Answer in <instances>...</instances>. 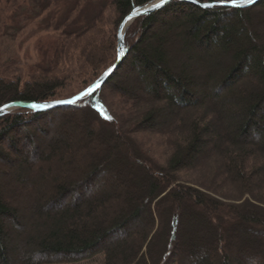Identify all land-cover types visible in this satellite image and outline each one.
I'll return each mask as SVG.
<instances>
[{
	"label": "trees",
	"instance_id": "trees-1",
	"mask_svg": "<svg viewBox=\"0 0 264 264\" xmlns=\"http://www.w3.org/2000/svg\"><path fill=\"white\" fill-rule=\"evenodd\" d=\"M153 1L14 0L19 16L52 9L44 22L55 33L52 57L25 79L1 66L0 107L67 99L88 88L116 61L121 21ZM262 24L264 0L210 9L172 2L126 30L128 54L104 85L121 93L113 113L102 87L71 107L2 116L0 161L13 166L19 159L27 169L8 199L0 186V264L78 263L98 254L102 264H264ZM171 33L181 46L175 52ZM185 54L202 75L179 65ZM128 62L135 96L114 84ZM58 123L66 131L51 138ZM20 206L32 230L21 223ZM9 222L25 248L14 263ZM38 253L46 258L34 260Z\"/></svg>",
	"mask_w": 264,
	"mask_h": 264
},
{
	"label": "rangeland",
	"instance_id": "rangeland-1",
	"mask_svg": "<svg viewBox=\"0 0 264 264\" xmlns=\"http://www.w3.org/2000/svg\"><path fill=\"white\" fill-rule=\"evenodd\" d=\"M19 5V2H18ZM18 6L14 4V0H0V67L6 66L9 68V76L10 77H20V78H28V76L31 74V71L36 70V67H44L46 63L51 59L52 57V51H49V48L52 43V39L54 37L53 32L49 31L52 30V27L49 29L47 28L46 18L48 17L51 12L53 13L52 9L46 10L45 12H41V10H31L26 13V15H20L22 13V10L17 9ZM113 20V16H112ZM264 24L260 26V30H263ZM48 30V31H47ZM177 32V31H176ZM175 32V33H176ZM174 34H170L168 36V40L171 41L169 48H172L174 52L180 48L181 46L178 44L177 41H174ZM153 46L157 44L156 40L152 43ZM102 46L100 44H95L93 48L95 50H100ZM171 52V51H170ZM100 54V53H99ZM171 54V53H170ZM177 53H172L170 56V61H174L173 57ZM189 55L185 54L183 57H180V64H186L188 63L192 69H195L196 75H202L200 72V65L198 63H195L196 61H190ZM188 60V61H187ZM72 64L74 65L73 68L78 69V66L76 65V60L74 59ZM129 62L127 65H124V68L119 72L118 76H116V80L114 84H119V86L122 88L126 86L129 96H135V83L133 82L136 71L135 68L129 67ZM101 76V75H100ZM99 76V77H100ZM98 77V78H99ZM97 78V79H98ZM121 81L122 83H120ZM118 86V85H117ZM104 91L102 92V96L104 99H107V101H110L109 104L112 106L111 112L113 113L114 109L116 108L117 104L121 101L122 98H120L121 93H119L118 90H115L112 86H103ZM192 89V88H191ZM67 93H63L62 96H65ZM13 112V111H12ZM10 112V113H12ZM9 114V113H8ZM7 115V114H6ZM169 116L168 111H165L164 114L160 116V120L157 122L156 127H160L162 123H164ZM224 120H228L231 118V115L228 113H225L223 116ZM76 128V127H75ZM75 128L70 129V134L74 133L76 131ZM260 128L264 130V124L260 125ZM75 130V131H74ZM63 131H66L63 123L56 124L55 128L51 130V138H55L56 136H61ZM72 132V133H71ZM24 134L21 133L18 137H23ZM70 137V136H69ZM72 137V135H71ZM252 139H255V136H252ZM147 138H150V142H153L152 136H147ZM251 138V137H250ZM23 139V138H22ZM259 143L258 139H255V142ZM65 142H70V140H67ZM23 143V140L22 142ZM45 142L43 143V145ZM21 146V145H20ZM23 148V145L21 146ZM25 151L27 150L24 149ZM6 152H8L6 150ZM13 158V156H12ZM164 159L160 163L165 164V158L167 156L164 155ZM203 160V157L196 158L195 161L199 162ZM36 164V163H35ZM33 164V166H35ZM0 167H3L6 171V173H3V170H0V186L3 191V193L6 195V198L8 199L12 195L14 191V187H17V177L19 175V170L26 171L27 167H24L21 163V161L18 159L16 163L13 166L5 165L3 162L0 161ZM4 171V172H5ZM186 177H192L194 175L190 174H184ZM28 178V176H27ZM28 181V179H26ZM24 181V180H23ZM111 181L108 179L104 180L105 188L108 189V191L113 190L111 187ZM28 182L22 183L21 186H23V189H33V185L30 186ZM183 184V183H182ZM108 186V187H107ZM99 189L98 185H95L91 188V195L92 193L96 192ZM29 210L23 206H20V217L23 219L21 223L25 224L26 227H28L30 230H32V220L29 219L30 213ZM10 231H8V241L10 243L11 248L14 247V245L18 248H14L12 252L9 253L8 259L10 263L19 262L23 258V254L25 251V248L23 247L24 244L22 242V237L20 240L15 241L16 239V229L13 227L12 223H8ZM14 228V229H13ZM46 258L42 254L38 253L34 255V260H39ZM103 261V255L98 254L92 257L89 260L78 262V263H67V264H102Z\"/></svg>",
	"mask_w": 264,
	"mask_h": 264
},
{
	"label": "water",
	"instance_id": "water-1",
	"mask_svg": "<svg viewBox=\"0 0 264 264\" xmlns=\"http://www.w3.org/2000/svg\"><path fill=\"white\" fill-rule=\"evenodd\" d=\"M175 1H180V2H185L188 4H193V5H197L201 8L204 9H210L212 7L209 8H205L203 7V5L205 3H199L198 1L195 0V2H193V0H171L170 3L175 2ZM159 0H155L153 2H150L149 4H146L144 6H140L137 8H134L119 24L118 29H117V33H116V43H117V48L116 51L117 53L122 52L123 55L121 56V58L118 60L116 58V61L106 70L104 71V73L101 74V76L96 79L88 88H86L85 90H83L82 92L67 98V99H62V100H54V101H47V102H41V103H35V102H12L6 105H3L0 107V109H2V111H0V118L12 111H15L17 109H27L30 110L33 113H47V112H51L55 109H59L62 107H71L73 105H75L76 103L80 102L81 100L88 98L89 96L93 95L94 93H96L99 89H101L106 83L107 81L114 75V73L120 68V66L122 65V63L124 62L127 54H128V50L125 47V43H124V36H125V32L126 30L129 28V26L139 17H144V16H148L156 11L162 10L163 8H165L167 5H165L162 9H154L153 5L155 3H158ZM213 7L219 6L216 5L215 3ZM111 71L110 75H106V73L109 72V70ZM99 84L100 87L99 88H95V85ZM86 93H90V94H86ZM69 100H73L75 101L74 103H62V101H69ZM32 104H39V105H50V107H47L46 109L42 110V111H37L34 110L32 107H30Z\"/></svg>",
	"mask_w": 264,
	"mask_h": 264
},
{
	"label": "snow or ice",
	"instance_id": "snow-or-ice-1",
	"mask_svg": "<svg viewBox=\"0 0 264 264\" xmlns=\"http://www.w3.org/2000/svg\"><path fill=\"white\" fill-rule=\"evenodd\" d=\"M171 2V0H159L158 3H155L153 5L154 9H162L165 5L169 4ZM193 2H195V0H193ZM255 3V0H215V4L219 5L221 7H232V8H240V7H244V6H250L252 4ZM214 4L212 3H205L203 5V7L205 8H209V7H213ZM123 55L122 52L117 53V59L119 60L121 58V56ZM111 69L109 70L108 73H106V75H110L111 74ZM100 85L97 84L95 85V88H99ZM86 94H90V93H86ZM75 101L73 100H69V101H62V103H74ZM30 107H32L34 110L37 111H42L44 109H46L47 107H50V105H39V104H32ZM0 111H2V109H0ZM101 115H103V118L105 120H111V117L104 114L103 112L101 113Z\"/></svg>",
	"mask_w": 264,
	"mask_h": 264
}]
</instances>
